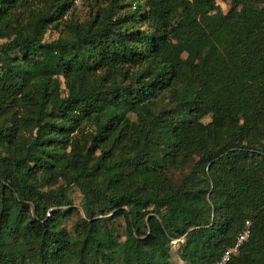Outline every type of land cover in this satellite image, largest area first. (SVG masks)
<instances>
[{"label": "trees", "instance_id": "obj_1", "mask_svg": "<svg viewBox=\"0 0 264 264\" xmlns=\"http://www.w3.org/2000/svg\"><path fill=\"white\" fill-rule=\"evenodd\" d=\"M70 9L0 0V264H264V0Z\"/></svg>", "mask_w": 264, "mask_h": 264}, {"label": "rangeland", "instance_id": "obj_2", "mask_svg": "<svg viewBox=\"0 0 264 264\" xmlns=\"http://www.w3.org/2000/svg\"><path fill=\"white\" fill-rule=\"evenodd\" d=\"M71 4V9L67 12L65 17L61 19L59 22L58 29L51 28L49 33L47 34L46 40L52 41L58 39L61 36H68L70 31V26L72 23H83L95 17L96 13L102 7L108 4V0H68ZM232 0H217V3L220 5L222 10L226 13L229 11L231 7ZM30 4L34 8H42L44 5V0H30ZM4 40H0V44L3 43ZM63 88L65 85L63 83ZM211 119L208 118L206 121H210ZM69 195L73 200V206L81 210V204L83 202V197L80 189L78 187H71L68 190ZM77 220V217H74L70 222L72 225ZM181 243L179 240H175L172 243L173 246V257L172 261L175 263L183 264L179 256L177 255Z\"/></svg>", "mask_w": 264, "mask_h": 264}, {"label": "built area", "instance_id": "obj_3", "mask_svg": "<svg viewBox=\"0 0 264 264\" xmlns=\"http://www.w3.org/2000/svg\"><path fill=\"white\" fill-rule=\"evenodd\" d=\"M252 231V223L247 220L244 228L237 235L234 244L227 248L222 254L221 258L217 261L211 262L209 264H228L231 258L239 252L241 247L249 240Z\"/></svg>", "mask_w": 264, "mask_h": 264}]
</instances>
